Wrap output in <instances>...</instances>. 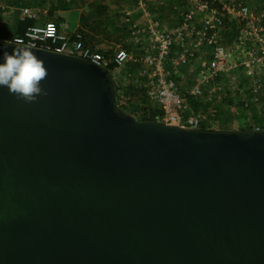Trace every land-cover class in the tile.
I'll list each match as a JSON object with an SVG mask.
<instances>
[{
	"label": "water",
	"instance_id": "95a60500",
	"mask_svg": "<svg viewBox=\"0 0 264 264\" xmlns=\"http://www.w3.org/2000/svg\"><path fill=\"white\" fill-rule=\"evenodd\" d=\"M14 47L47 94L0 87V264H264V127L137 119L101 65Z\"/></svg>",
	"mask_w": 264,
	"mask_h": 264
},
{
	"label": "built area",
	"instance_id": "2783aa9c",
	"mask_svg": "<svg viewBox=\"0 0 264 264\" xmlns=\"http://www.w3.org/2000/svg\"><path fill=\"white\" fill-rule=\"evenodd\" d=\"M135 2V9L145 7L144 0ZM173 9L177 16L165 27L145 9L146 19L139 22L124 8V40L110 52L85 44L78 31H60L51 20L27 26L10 41L78 56L106 69L110 64L130 68L125 77L142 90L146 106L134 111L138 117L153 112L151 120L205 127L230 95L228 83L241 95L247 125L256 115L254 128L264 127V0L257 11L246 0H189ZM18 11L20 18L36 17L26 6ZM228 34H233L231 41ZM114 69L108 71L113 77ZM117 89L126 110L139 104L138 99L124 100Z\"/></svg>",
	"mask_w": 264,
	"mask_h": 264
},
{
	"label": "crops",
	"instance_id": "0c3cea01",
	"mask_svg": "<svg viewBox=\"0 0 264 264\" xmlns=\"http://www.w3.org/2000/svg\"><path fill=\"white\" fill-rule=\"evenodd\" d=\"M144 1H145V7H143V8L138 7L137 9H135L136 8L135 0H122L120 7H122V10L124 8L131 10L132 11L131 16L134 19L138 20L139 22H142L144 19H146L144 17V12L142 11V9H145V11H149L151 13V15L153 16V18L157 19L163 26L169 27L172 19L177 16V13H176L175 9H173V7L175 5L185 7L188 5L189 0H186V1L184 0V5H183V0H173L171 2L172 3L171 11H170V8L167 10L165 9L164 14L154 12V7H152L150 5V2L152 0H144ZM32 2H33V0H32ZM32 2L30 4H32ZM30 4L25 5V6L31 8L35 11V13H36V17L34 18L35 23H42L45 20H50L49 15L51 12V15L54 19L53 22H55L57 24L58 29L62 32L76 31L82 25V22L80 20V14H82L81 9H78L79 11H77V12H75V9H76L75 7H71V8L66 7L64 9L58 8V10H56V11L48 10L47 12L49 14H48V18H47V14H46L45 10H43V14L40 16L38 14V10L36 9L37 7H34L33 5H30ZM18 8H21V7L14 8L13 6L9 5V0H0V27H10L14 23L16 18L22 19L19 16ZM12 10H14V11H12ZM122 10H121L120 15L118 17V22H120L121 31L124 32L125 29H124V25H123L124 18L122 15ZM44 14H46V15L43 16ZM97 32H99V31L97 30ZM97 32H93V35L97 36V38H99L98 34H96ZM90 46H93V45H90ZM94 47H97V46H94ZM100 49H102V48H100ZM113 69H114V67H113ZM114 71H115V76L113 77V79L115 82V87L122 89L124 86H131L132 80L129 81V79H128L129 77H125V74L127 72L132 73L130 68H127V67L116 68V69H114ZM225 89H226V95L227 94H230V95L226 96V99L223 101L222 104H224V102L226 101L229 104V107L231 106L230 110H232V108H234L233 112H234L235 116L242 119L243 118L242 117L243 112L241 111V109H239V106H237V104H240L238 102H239V99H241V95L237 92H233L234 88H230V85L228 83H227ZM229 91H231V92L227 93ZM234 95L236 97H234ZM234 98H237V99L234 100ZM218 116H219V112H218V115L216 116L215 120L212 119L211 122H207L206 123L207 125L205 127L227 128V129H243L244 128L245 129V128H248V126H251V127L253 126V128H254V125L256 124V121H257L256 120L257 116L253 115V117H255V118L253 119V121H251V123H248L250 125L244 124L245 126H241V127L240 126L239 127H230V126H224V125L219 126L217 123L218 122ZM243 122L247 124V122H245L244 119H243ZM216 123H217V125H215Z\"/></svg>",
	"mask_w": 264,
	"mask_h": 264
},
{
	"label": "rangeland",
	"instance_id": "374dc122",
	"mask_svg": "<svg viewBox=\"0 0 264 264\" xmlns=\"http://www.w3.org/2000/svg\"><path fill=\"white\" fill-rule=\"evenodd\" d=\"M63 1V2H62ZM173 0H152L150 2V5L154 7V12L156 13H165V9L167 10L169 7L168 5H172ZM186 1V0H185ZM248 3V6L251 10L257 11L261 7V0H246ZM23 5L30 4L32 0H23L21 1ZM122 0H45L44 4H41L37 6L38 14L41 16L43 14V10L46 11L47 18H48V10L56 11L58 8H62V6L66 7H75V12L79 11L78 9H81L82 14H88V11L90 12L93 10V8L96 7V5H104L106 6V10L103 12V22L102 27L99 29L96 34H98V37L95 36V41H93V46H97L99 48H102L101 50H107L110 52V50L113 48L115 44L121 43L124 40V32L120 29V22H118V17L120 15V12L122 10V7H120ZM34 1L32 2V4ZM65 5H64V4ZM17 0H9V5L13 6L14 8L22 5ZM31 5V4H30ZM184 5V0H183ZM44 14L43 16H45ZM96 18V14H90L89 19L92 21V19ZM102 18V17H101ZM111 77L113 78V73L110 72ZM114 80V79H113ZM233 92H237V90H233ZM234 97H236L234 95ZM237 98H234V100ZM222 104V103H221ZM231 107V106H230ZM229 104L225 101L224 104H222L219 109V116H218V125L219 126H230V127H241L247 125L243 122V119H246L248 116L244 115L243 118H238L234 114V108L230 110ZM237 107V106H236ZM228 108V109H227ZM238 113V112H237ZM136 118V117H135ZM253 119L255 117H252ZM217 123L215 125H217ZM245 124V125H244Z\"/></svg>",
	"mask_w": 264,
	"mask_h": 264
},
{
	"label": "clouds",
	"instance_id": "9594fccd",
	"mask_svg": "<svg viewBox=\"0 0 264 264\" xmlns=\"http://www.w3.org/2000/svg\"><path fill=\"white\" fill-rule=\"evenodd\" d=\"M0 63V87H6L10 94L26 103L35 102L46 95L41 87L48 72L43 60L29 47H14L12 52L4 51Z\"/></svg>",
	"mask_w": 264,
	"mask_h": 264
},
{
	"label": "trees",
	"instance_id": "16d2710c",
	"mask_svg": "<svg viewBox=\"0 0 264 264\" xmlns=\"http://www.w3.org/2000/svg\"><path fill=\"white\" fill-rule=\"evenodd\" d=\"M17 1L22 4L21 1H23V0H17ZM33 1H34V3L31 5H33L34 7H37L41 4H44V2H45V0H33ZM24 6L25 5L22 4L21 6H18V7H24ZM168 7L170 8V11H171L172 5H168ZM64 8H66V6H62L61 9H64ZM106 9L107 8L104 5H97L95 8H93V10L91 12L89 10L88 14H85V15L80 14V20L82 22V25L76 31H78L82 34L83 41L85 44L93 45V41H95V36L93 35V32H97V30L101 29V27H102L101 25L103 22L102 14ZM90 14H96V18L92 19V21L89 19ZM49 16H50V20L54 21L52 15H51V12H50ZM34 23H35V19H32V18H22V19L16 18V20L14 21V23L10 27H0V40L10 41L13 39L14 36L21 35L27 26L32 25ZM232 37H233V34H228V35H226V40L231 41ZM113 67H114V65L110 64L109 66H107V70L111 71L113 69ZM114 89H115V96H116L117 105L120 106L123 110L130 112L137 119H149V120L153 119V115H154L153 112H150V114H145V115H149V116H142V117L141 116L138 117L136 115V113H134L135 110H137V112H138L140 110L144 111L146 109L145 100L143 98H141V94L143 93L141 89H138V88H135L132 86H124L121 89V96L124 97V100L127 97L131 101H134L136 99H138V101H139V104L133 106L132 110L129 109V111L124 108L122 102L120 101L119 96L117 94V90H118L117 87L114 86ZM237 106H239V109L241 108L240 104H237ZM248 128H253V126L252 127L248 126ZM245 129H247V128H245Z\"/></svg>",
	"mask_w": 264,
	"mask_h": 264
}]
</instances>
